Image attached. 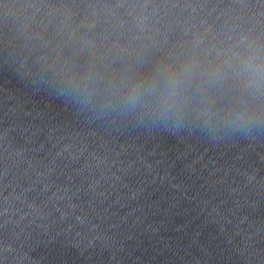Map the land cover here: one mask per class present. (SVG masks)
Wrapping results in <instances>:
<instances>
[{"label":"clouds","instance_id":"obj_1","mask_svg":"<svg viewBox=\"0 0 264 264\" xmlns=\"http://www.w3.org/2000/svg\"><path fill=\"white\" fill-rule=\"evenodd\" d=\"M167 72V69L163 70ZM242 71L247 77V86L250 87L254 94L264 96V50H257L248 57L247 60L242 61ZM194 75L193 65H185L180 72L169 73L164 80V88L161 93V104L164 106L162 115L171 116L177 120L181 119L180 105L174 99L177 97V89L182 85L189 83ZM214 79H220L223 76V71L216 68L208 73ZM139 97L134 94L128 98V104L135 106ZM236 122L240 126H247L257 123L246 113L238 114Z\"/></svg>","mask_w":264,"mask_h":264}]
</instances>
